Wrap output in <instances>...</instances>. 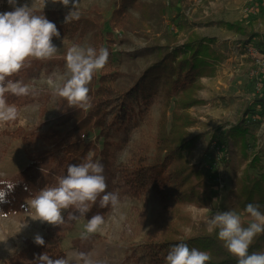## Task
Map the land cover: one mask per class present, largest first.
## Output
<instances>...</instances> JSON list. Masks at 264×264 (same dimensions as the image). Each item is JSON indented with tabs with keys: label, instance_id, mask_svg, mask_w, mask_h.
<instances>
[{
	"label": "rangeland",
	"instance_id": "374dc122",
	"mask_svg": "<svg viewBox=\"0 0 264 264\" xmlns=\"http://www.w3.org/2000/svg\"><path fill=\"white\" fill-rule=\"evenodd\" d=\"M144 1L152 4V13L146 18L139 12L135 14L142 23L147 24V37L130 35L124 39V44L117 40L115 46V65L121 66L124 73H139L151 64L155 59L153 56L146 59L130 56L151 45L165 46L170 41L183 45L194 36L217 40L210 49L211 67L199 81L195 94L198 103L178 113L183 121L186 114L194 119L192 126L185 123L188 135L193 140L186 157L190 167L200 171L203 182L199 183V177L193 175L189 184L192 187L196 185L201 194L208 193L212 200L204 206L187 203L180 208L178 215L166 216L167 222L158 226L156 220H159L160 208L149 199L131 198L125 186L121 185L117 191L120 205L115 210L111 209L100 229L96 233L86 234V238L85 219L67 221L61 227L34 220L35 212L30 207V200L40 189L55 185L57 178L64 175L57 158L48 160L38 168L26 170L32 164V158L46 149L41 137L48 132L57 114L55 90L67 79L66 60L59 64L58 59L67 52L70 43L56 40L53 43L59 53L53 59L33 60L31 66L15 78L30 87V94L15 96L17 103L13 105L18 109L17 119L0 124V192H14L18 185H23L33 194L25 200L22 212L0 213V264H5L8 257L21 250L26 241L34 240L36 235L45 236L46 228L61 237L62 248L68 258L73 253L83 252L88 254L93 264H141L133 253L151 237L149 233L155 225L158 227L155 229L158 235H155V241L171 234L187 244L188 240L213 233L207 230V221L218 211H235L241 215L244 224H248L249 217L244 206L248 198L243 192L247 180L261 173L259 168H250V163L256 154L262 155L261 151L264 152V117L260 118V114L255 117L258 122L247 124L255 136V145L251 135L243 143L240 138L229 142V154L224 164H217V146L211 141L242 121L247 109L250 112L254 109L255 112L260 111L252 102L257 93H264V62L256 59L260 57V54L257 57L259 52L256 46L259 41H264V18L259 13L260 9H264V0H178L176 7L171 6L176 0ZM33 2L34 12L61 10L68 13L71 10V6L66 8L62 4H53L51 0H16V5L27 4L31 7ZM93 7L100 10L105 20L111 18L112 0H79V15ZM162 7H166V10L160 15L159 8ZM13 10L8 0H0V13ZM173 19H176V23L172 22ZM229 23H237L240 28L230 29L227 26ZM173 28L177 37L165 39L164 35H168ZM116 35L122 36L119 31ZM253 35L257 36L254 38ZM77 45L90 46L87 40ZM172 108L173 105L167 106L163 100L153 106V135L157 134V124L163 115L170 125ZM142 128L145 129V126ZM137 135L138 130L133 133L132 139H137ZM94 137H87L86 140H94ZM122 138V134L115 135L116 141ZM128 151L129 148L118 156V163L126 160ZM153 153L152 147L148 155L152 157L151 160ZM262 204L261 211L264 209V199ZM195 243L191 248L205 251L201 241ZM70 264H75V261L71 260Z\"/></svg>",
	"mask_w": 264,
	"mask_h": 264
},
{
	"label": "trees",
	"instance_id": "16d2710c",
	"mask_svg": "<svg viewBox=\"0 0 264 264\" xmlns=\"http://www.w3.org/2000/svg\"><path fill=\"white\" fill-rule=\"evenodd\" d=\"M178 3L176 0L175 3L170 4L176 7ZM112 9L109 20H105L100 15V10L93 7L83 15H79L78 20L68 23H65L67 13L64 11L35 12L44 14L56 24L61 36L59 39L54 37L53 41L66 40L71 47L87 40L88 44L97 50L101 47L107 48L110 56L105 67L94 74L88 85L91 106L87 110L69 108L66 100L56 97V117L48 132L41 137L46 149L32 158V164L26 170L38 168L48 160L57 158L63 174L66 175L68 166L84 162L88 151L91 150L93 159L99 160L104 166L107 191L118 194V189L124 185L131 198L137 200L145 198L152 201L161 210L157 217L159 220L155 219L159 226L162 222H167L166 216L178 215L180 208L187 203L204 206L212 200L208 193L201 194L196 185L192 187L189 184L193 175L199 177V183L203 182L200 171L191 168L186 157L193 140L188 135V126H185V123L192 126L194 119L186 114L183 121L178 113L198 103L195 94L199 81L207 75L211 67L210 49L216 45L217 40L194 36L187 39L183 45H176L174 41L172 43L170 41L165 46L151 45L140 53L130 55L134 59L139 56L144 59L153 56L155 59L151 64L139 73H124L121 66L115 65L114 52L117 40L124 44V39L130 35L147 37L148 26L142 23L135 13L139 12L143 18H146L152 13V4L143 0H112ZM165 10L166 7L159 8L160 15L165 13ZM259 13L264 18L263 8ZM146 22L148 23L149 20ZM172 22L176 23V19ZM227 26L230 29L240 28L237 23H229ZM118 31L122 34L121 37L116 35ZM175 32L173 28L168 35H164V38L177 37ZM256 49L259 52L257 57L260 54L256 59L264 62L263 40L259 41ZM65 56L66 52L61 59H58L59 64L65 62ZM6 98L9 104L17 103L14 95L6 94ZM159 100L166 101L167 106L173 105L172 120L168 125L165 121L166 116L163 115L157 124V134L153 135L154 118L151 110ZM252 104L259 107L260 111L255 112L254 109L250 112V109H247L242 121L222 133L220 137H213L211 143L217 146L218 153L215 160L218 165L226 163L229 142L240 138L243 143L251 135L255 145V136L247 124L257 121L255 117L260 114V118L264 117V93H257ZM143 126L145 129L142 128ZM136 130L138 137L133 140L132 135ZM117 133L122 134V140H115ZM94 135V140H86L87 137L91 138ZM152 147L154 158L151 160L152 157L148 155ZM127 148L129 151L126 160L118 163V156ZM261 153L262 155L256 154L250 163V168H259L261 173L247 180L243 192L248 198L245 207L256 201L260 208H263L264 152ZM32 195L23 185H18L14 192H4L0 195V213L7 215L22 212L25 209V200ZM110 210V207L100 208L96 205L83 219L87 221L97 213L105 218ZM157 228L156 225L153 226L151 229L153 231L149 233L151 237L143 241L133 253L137 262L166 264L169 250L177 244L184 243L171 234L163 235L162 239L155 241ZM45 231L46 234L42 237L45 241L44 246L37 245L34 240L26 241L21 250L5 260V264H33L43 253L53 260L68 259V254L61 245V237L52 234L49 228ZM197 241L202 242L205 252L211 257L208 264H237V259L218 239V231L186 242L191 248ZM49 242L52 244L49 245ZM249 251L264 252V234L254 239Z\"/></svg>",
	"mask_w": 264,
	"mask_h": 264
},
{
	"label": "clouds",
	"instance_id": "9594fccd",
	"mask_svg": "<svg viewBox=\"0 0 264 264\" xmlns=\"http://www.w3.org/2000/svg\"><path fill=\"white\" fill-rule=\"evenodd\" d=\"M13 11L0 13V124L14 121L18 109L7 102L6 94L23 97L30 94V87L22 80L13 79L22 70L31 66V61L53 59L59 49L53 38L61 36L55 23L44 14H36L27 4L17 6L16 0H8ZM71 10L65 16V23L78 20L79 0H51ZM107 48L73 45L66 52L67 79L58 86L55 94L67 102L69 108L87 110L91 106L90 84L94 74L102 70L109 60ZM83 138V137H82ZM104 166L93 159L91 150L84 162L70 164L67 174L59 176L56 184L46 185L30 200L37 221L61 227L67 221L85 218L92 208L115 210L121 203L115 192L107 191ZM245 212L249 222L245 226L242 217L235 211H218L207 221V230L218 231V239L225 249L237 259V264H264V252H250L254 239L264 234V212L258 204L249 203ZM67 213V217H65ZM104 224V217L97 213L87 219L86 234L96 233ZM34 242L44 246L45 241L36 235ZM211 257L196 248L180 243L172 247L166 257V264H208ZM93 264L88 254L73 253L68 259L53 260L46 253L39 255L33 264Z\"/></svg>",
	"mask_w": 264,
	"mask_h": 264
},
{
	"label": "built area",
	"instance_id": "2783aa9c",
	"mask_svg": "<svg viewBox=\"0 0 264 264\" xmlns=\"http://www.w3.org/2000/svg\"><path fill=\"white\" fill-rule=\"evenodd\" d=\"M252 52H254V51H252Z\"/></svg>",
	"mask_w": 264,
	"mask_h": 264
},
{
	"label": "snow or ice",
	"instance_id": "6c2138e0",
	"mask_svg": "<svg viewBox=\"0 0 264 264\" xmlns=\"http://www.w3.org/2000/svg\"><path fill=\"white\" fill-rule=\"evenodd\" d=\"M0 195H2V194H0Z\"/></svg>",
	"mask_w": 264,
	"mask_h": 264
}]
</instances>
